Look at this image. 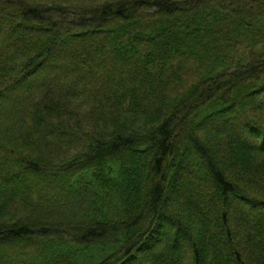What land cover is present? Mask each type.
<instances>
[{
	"label": "trees",
	"instance_id": "obj_1",
	"mask_svg": "<svg viewBox=\"0 0 264 264\" xmlns=\"http://www.w3.org/2000/svg\"><path fill=\"white\" fill-rule=\"evenodd\" d=\"M260 218L264 0H0V264H264Z\"/></svg>",
	"mask_w": 264,
	"mask_h": 264
},
{
	"label": "rangeland",
	"instance_id": "obj_2",
	"mask_svg": "<svg viewBox=\"0 0 264 264\" xmlns=\"http://www.w3.org/2000/svg\"><path fill=\"white\" fill-rule=\"evenodd\" d=\"M66 50H67V48H61V50L59 51V54L61 55V53L62 54L65 53ZM49 61H55V57H52L51 59H49ZM47 67L40 68L38 70V72H36L33 75V77L34 78H37L42 83H47L50 80L59 81V79L62 78V76L66 75V73L63 75V73L61 72L62 71L61 67H58L56 69H52L51 67H50L51 68L50 69V68H47ZM20 88H21V86L17 87L15 89V91L18 90V89H20ZM8 93H11V92H8ZM19 179L21 180L20 182H22L21 184L24 185L26 189H32V188H34L35 191H38L39 190V193L40 194L43 193L44 195H47L48 189H45L44 187H41L40 188L39 186L38 187L37 186L32 187L33 186L32 182L34 181V177H32V176L31 177H29V176H27V177H19ZM47 179H49V178H47ZM18 183H19L18 182V179L16 178L11 183H8V184H11V186L10 185L9 186H7V185L4 186L3 195L5 196V195H9V194L10 195L11 194L12 195L22 194V196H25L26 195V193H25L26 191H25L24 187H23V189H21L20 186L18 185ZM51 183H52V181H51ZM52 184H53L52 186L54 187V183H52ZM206 184H208V181H206ZM42 188H44V189H42ZM200 188L203 189L202 186L198 184L195 187H192L191 191L197 196V201H198V198L201 199V200H203L204 203H201L200 202L201 200L198 201L199 202V205H201L202 207H206V206L209 205V199H210V197H203V196L199 195V189ZM43 190H45V191L42 192ZM232 206H238V204L237 203L236 204L235 203H232ZM263 219L260 218L259 222L260 223H263L264 222ZM248 221H249V223H251V219H248ZM212 230H214L213 227H212ZM183 245H184V243L181 242L180 243V246L184 250L185 249V246L183 247ZM205 250L207 252H209L210 251V247L208 245L205 246ZM187 262H188V254L184 250V255H183V258L180 261V264H186Z\"/></svg>",
	"mask_w": 264,
	"mask_h": 264
}]
</instances>
